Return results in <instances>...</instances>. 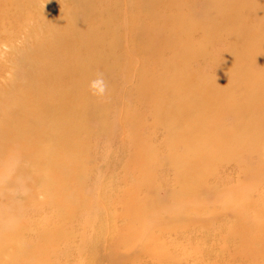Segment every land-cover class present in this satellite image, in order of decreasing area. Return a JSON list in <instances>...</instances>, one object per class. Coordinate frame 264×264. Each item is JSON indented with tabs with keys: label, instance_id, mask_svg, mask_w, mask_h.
<instances>
[{
	"label": "bare ground",
	"instance_id": "6f19581e",
	"mask_svg": "<svg viewBox=\"0 0 264 264\" xmlns=\"http://www.w3.org/2000/svg\"><path fill=\"white\" fill-rule=\"evenodd\" d=\"M72 1L75 8L71 12H58L53 18L52 34L57 37L53 39L56 53L51 56L55 60L48 55L49 62L43 65L42 73L29 84L10 93H0V110L8 109L0 121V264H62L54 257L87 256L88 240L95 228L103 230L109 241L110 258L118 264H139L142 254L168 264L174 258L163 249L159 241L161 233L178 228L187 230L203 214L208 222L223 213L232 214L234 220L223 227L229 235L220 236L222 249L229 252L233 262L237 261L235 264L241 261L264 264V200L250 197L253 189L250 182L264 175L262 161L238 172L239 178H245L243 173L249 172V183L223 188L218 199L220 206L208 210L196 191L197 186L205 185L204 169L210 173L219 161H232L235 155L226 160L218 156L244 144L242 135L233 136V130L247 133L264 126V0H200V5L198 0H131L129 6L124 5L123 16L117 21L123 32L113 35L107 48L124 38L138 45L134 55L144 66L138 70L123 66V78L134 81L133 92L136 91L140 109L133 111L129 107L133 92L117 101L122 106V122L128 127L127 131L122 126L123 138L129 141L125 174L121 178L125 188L109 193L103 202L85 196L82 164L88 159L87 150L92 142L86 134L83 108L69 110L76 97L91 96L88 84L93 79L92 67L98 65L100 57L93 50L97 32L88 27V22L96 14L91 17L85 11L81 20L76 7L86 4L82 0ZM194 5L199 6V16L193 10ZM246 9L251 16L250 24L243 17ZM66 17L77 22L65 25ZM195 32L205 40L196 45L197 51L191 44ZM79 38L83 42L76 46ZM224 38L227 41L223 42ZM214 41L223 54L221 58L213 55L215 51L206 50V45H213ZM58 48L73 55L74 72L59 60ZM164 50L172 52L174 57L167 59ZM205 51L211 54L208 59H202L205 73L184 71V63L191 55L200 56ZM129 56L130 53H124V58ZM153 56L164 60L161 64L165 70L149 75L146 63ZM176 58L182 63L180 66ZM119 59L113 57L111 65ZM251 62L262 70L258 77L252 75L249 67L242 66ZM87 63L91 64L86 66ZM215 63L220 67L217 74H212L208 67ZM67 72L79 76L74 74L63 101L56 104L57 93L52 87ZM31 96L36 98V114L47 111L49 145H44L39 123L32 114L21 112ZM46 97L50 102L45 101ZM96 100L106 105L112 100V91ZM58 111H65L61 122L55 119ZM142 113L151 115L164 133L162 143L168 150L166 165L175 169L174 185L180 186L172 194L171 207L161 206L149 195L155 191L153 168L158 166L157 154L164 148L152 144L151 137L158 127L147 125L144 129L139 118ZM217 115L231 119L234 125L222 127ZM79 130L71 138L72 132ZM102 130L111 135L113 128L105 122ZM245 146L258 153L264 147L259 139L248 141ZM24 160L31 166L26 168ZM37 195L43 199L39 201ZM15 201H20L21 206H16ZM37 206L48 207L50 215L28 220L27 209ZM88 226H95L91 233L85 231ZM25 235L30 239L29 244L22 241ZM74 240L80 242L75 251L71 248ZM152 245L159 247L155 253L149 252ZM60 246L65 247L66 253ZM123 248L132 249L134 255L122 258Z\"/></svg>",
	"mask_w": 264,
	"mask_h": 264
},
{
	"label": "rangeland",
	"instance_id": "374dc122",
	"mask_svg": "<svg viewBox=\"0 0 264 264\" xmlns=\"http://www.w3.org/2000/svg\"><path fill=\"white\" fill-rule=\"evenodd\" d=\"M78 1V0H75ZM85 6H77L76 11L79 18L82 20L85 11H88L91 18L88 22V27L97 32V42L94 47V53L99 55L98 65L92 67L94 79L97 73H103L108 90L112 91V100L106 105H102L94 96H80L74 99L73 105L69 108L70 111H75L78 107L83 108V112L87 118L86 130L87 135L91 137L92 144L90 145L87 161L82 164L84 169V192L85 196L97 202L107 200L109 193L122 191L125 184L121 182L124 177L126 165V150L129 148V141L123 138V127L128 131L126 122H122L121 105L117 101L121 100L124 94L133 92L134 81L132 79L123 78V66L130 65L133 70H138L144 65L135 57L134 52L138 45L128 43L129 40L124 38L121 43L116 46L113 44L111 47L107 46L112 43L113 35L123 32V27L117 25V21L123 16L124 5H130L131 0H82ZM198 0V5H200ZM182 4V10L186 13V8ZM194 5L193 10L197 11L199 6ZM74 2L72 0H0V93H10L13 89L27 85L31 80L42 73L43 65L49 62L48 55L55 60L51 55L56 53L53 49L55 45L56 35L52 34V29L55 26L53 18L58 12H71L74 9ZM181 11L180 9H178ZM208 14V13H207ZM199 16V11L196 12ZM204 15V13H202ZM127 17V15H124ZM243 17L250 24L251 16L246 9L243 11ZM77 20H72L69 17L65 18V25H73ZM74 28H77L75 26ZM191 44L194 49L196 45L205 43L201 35L197 32L193 33ZM222 41H227L222 39ZM83 39L79 38L76 41V46L82 43ZM125 42V43H124ZM50 43V45H48ZM141 43V42H139ZM213 45L207 46L206 50L215 51L213 55L217 58L223 56L218 48V44L214 41ZM61 48L57 49L60 53ZM197 51V50H196ZM123 53V54H121ZM124 53H130L131 58H124ZM193 53V52H192ZM163 54L167 59L174 57L172 52L164 50ZM196 55L198 53L196 52ZM211 55L205 51L200 56L189 57L190 60L184 63V71L191 73L202 71L204 62L202 59H208L207 56ZM226 55V53L224 54ZM113 57H120L115 65L112 64ZM59 60L65 62L69 70L76 69V64L73 55L68 53L65 49L58 55ZM103 59H107L101 63ZM162 58L153 56L147 61L146 66L150 69L149 75L154 73L159 74L165 68L161 64ZM220 60V59H218ZM164 61V60H163ZM178 66L182 63L180 59L176 58ZM91 63H87L86 66ZM242 66L250 68L254 77H258L262 70L257 64L244 63ZM220 67L218 63L208 67V71L212 74H217V68ZM67 72L60 76L59 80L53 85V90L57 93L56 104L63 101V94L70 85V81L79 73ZM83 72V71H81ZM184 76V74H183ZM179 77V75H178ZM181 77V76H180ZM136 91L132 94V101L129 107L134 111H139L140 107L135 99ZM46 102H50V98H45ZM15 101H10L13 106ZM71 104L69 102L66 109ZM65 109V110H66ZM8 111L7 108L0 110V121ZM26 111L32 114L33 120L39 123V131L43 134L44 145H49L51 140L49 138V121L47 111L36 114V98L29 97L28 105L22 107L21 112ZM65 111H58L55 119L60 121L64 118ZM140 120L144 123V129L147 125L157 124L151 119V115L142 113L139 115ZM231 119H226L217 115V122H220L222 127H230L234 125ZM108 122L113 128L111 135H106L102 130L103 123ZM234 135H242L245 142L238 145L227 152L221 153L219 159H228L230 156L235 155L232 161L221 162L219 161L215 167L212 168L210 173L204 169L203 173L206 174L203 186H197L196 191L200 202L210 210L212 207L220 206L221 202L218 201L221 191L226 185H236L237 183L246 184L250 181L249 172L243 173L244 177L239 178V173L244 172L248 167L253 168L257 162L262 161L264 165V147L260 149V154L255 149L245 146L246 142L258 140L264 145V126L251 129L249 132L244 133L242 129L233 130ZM79 131L72 132L71 138L77 135ZM164 136L163 130L158 127L151 137L152 144L156 145L158 149L163 146V152L157 154V167L153 168V173L156 177L155 191L150 192L149 195L161 206H173L174 201L172 194L177 192L180 186L174 185L175 169L167 166L166 155H168L167 147L162 143ZM166 154V155H165ZM69 157H65L67 161ZM25 167L31 166L29 161H22ZM253 186L250 197L253 200H264V175H259L257 178L250 182ZM37 199L41 201L43 197L37 195ZM16 206H21L20 201L14 202ZM39 203V202H38ZM29 207L27 209L28 220L36 219V216L44 218L50 215L48 207ZM101 215V212H100ZM195 225L189 227L187 230L178 228L175 231L163 232L159 235V241L163 245V249L174 258V262L168 264H235L233 259L229 257V252L222 249L219 243L220 236L229 235L223 229L226 223L234 220L230 213H223L222 215L206 222V215L196 217ZM120 224V221H117ZM95 226H88L85 228L87 233H91ZM158 233V232H157ZM78 239V238H77ZM79 240V239H78ZM78 240L71 243V248L74 250L80 244ZM24 244H29L30 239L25 235L22 239ZM158 245H152L149 252L155 253L158 250ZM60 249L66 253L65 247ZM109 241L101 228H95L91 237L88 240V255L79 257L76 254H69L68 257H54L56 261H61L62 264H118L115 260L110 258L108 253ZM76 250V249H75ZM74 250V251H75ZM120 256L128 258L134 255L132 249H121ZM68 254V253H67ZM141 259L139 264H167L159 261L157 257L151 259L147 254L140 255ZM236 260V259H235ZM238 260V258H237ZM137 261V260H136ZM135 261V262H136ZM124 264H131L125 262ZM239 264H250L243 263Z\"/></svg>",
	"mask_w": 264,
	"mask_h": 264
},
{
	"label": "clouds",
	"instance_id": "9594fccd",
	"mask_svg": "<svg viewBox=\"0 0 264 264\" xmlns=\"http://www.w3.org/2000/svg\"><path fill=\"white\" fill-rule=\"evenodd\" d=\"M88 91L97 98H103L107 94L108 85L103 73H97L95 78L89 81Z\"/></svg>",
	"mask_w": 264,
	"mask_h": 264
}]
</instances>
